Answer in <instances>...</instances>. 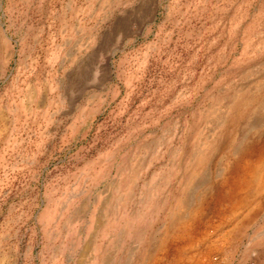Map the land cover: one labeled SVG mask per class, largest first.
Returning <instances> with one entry per match:
<instances>
[{
	"label": "rangeland",
	"instance_id": "374dc122",
	"mask_svg": "<svg viewBox=\"0 0 264 264\" xmlns=\"http://www.w3.org/2000/svg\"><path fill=\"white\" fill-rule=\"evenodd\" d=\"M0 264H264V0H0Z\"/></svg>",
	"mask_w": 264,
	"mask_h": 264
}]
</instances>
